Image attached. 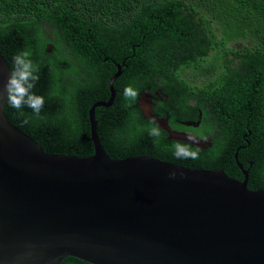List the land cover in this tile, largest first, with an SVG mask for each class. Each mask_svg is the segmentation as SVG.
Segmentation results:
<instances>
[{
	"label": "trees",
	"instance_id": "obj_1",
	"mask_svg": "<svg viewBox=\"0 0 264 264\" xmlns=\"http://www.w3.org/2000/svg\"><path fill=\"white\" fill-rule=\"evenodd\" d=\"M0 50L10 66L23 50L39 65L34 92L45 101L39 117L7 103L5 112L46 152H95L89 110L109 98V79L125 61L113 105L95 114L112 158L150 155L189 168H224L242 180L240 147L249 187L264 188V0H0ZM146 66L175 74L188 68L210 92L216 121L207 154L178 160L172 146L149 136L138 98L129 104L123 97L125 86L139 93L148 86ZM69 261L92 264L73 256L60 264Z\"/></svg>",
	"mask_w": 264,
	"mask_h": 264
},
{
	"label": "water",
	"instance_id": "obj_2",
	"mask_svg": "<svg viewBox=\"0 0 264 264\" xmlns=\"http://www.w3.org/2000/svg\"><path fill=\"white\" fill-rule=\"evenodd\" d=\"M123 65L109 79V98L89 110L90 156L46 152L0 100V264H60L68 256L92 264H264V188L249 187L238 151L242 180L224 168L106 152L96 108L113 105ZM10 67L0 50V86Z\"/></svg>",
	"mask_w": 264,
	"mask_h": 264
},
{
	"label": "flooded vegetation",
	"instance_id": "obj_3",
	"mask_svg": "<svg viewBox=\"0 0 264 264\" xmlns=\"http://www.w3.org/2000/svg\"><path fill=\"white\" fill-rule=\"evenodd\" d=\"M187 70L188 68H185L181 70V74H175L176 71L171 72L163 66L145 68L144 76L149 79V83L140 91L137 113L145 128L151 126L150 120H155L162 132L160 140L172 147L176 142L188 143L177 138H185L186 132L205 137L201 143L207 147L191 145L193 149L199 148L201 157L212 147L213 135L210 126L215 123L216 118L209 98L210 92L204 91L201 82L187 74ZM88 122L90 124V120ZM214 133L216 134V131ZM239 150L240 147L237 149L238 155ZM240 170L243 171L242 168ZM66 264L83 263L69 261Z\"/></svg>",
	"mask_w": 264,
	"mask_h": 264
},
{
	"label": "clouds",
	"instance_id": "obj_4",
	"mask_svg": "<svg viewBox=\"0 0 264 264\" xmlns=\"http://www.w3.org/2000/svg\"><path fill=\"white\" fill-rule=\"evenodd\" d=\"M31 55L30 51L23 50L13 56L7 81L0 86V100H5L6 98V103L16 110H21L27 106L39 117L45 101L42 95L34 92L40 79V68L38 64L33 62ZM139 96V91L134 87L131 85L125 86L123 97L129 104L136 101ZM27 122L25 120V123ZM150 125L148 134L154 138V143L158 144L162 137L161 129L155 120H150ZM185 139L188 143H174L173 156L178 160L198 159L199 148L193 149L191 145H198L206 138L186 132ZM177 175L178 173L175 169L169 172L170 179H175ZM179 175L183 176V173L181 172Z\"/></svg>",
	"mask_w": 264,
	"mask_h": 264
}]
</instances>
